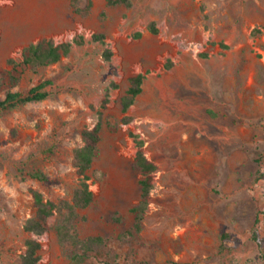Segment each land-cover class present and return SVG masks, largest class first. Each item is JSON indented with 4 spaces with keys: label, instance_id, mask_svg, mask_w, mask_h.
Instances as JSON below:
<instances>
[{
    "label": "rangeland",
    "instance_id": "obj_1",
    "mask_svg": "<svg viewBox=\"0 0 264 264\" xmlns=\"http://www.w3.org/2000/svg\"><path fill=\"white\" fill-rule=\"evenodd\" d=\"M131 2L0 0V100L9 86L26 92L52 81L47 99L0 109V264H18L30 237L41 242V264H69L53 229L24 230L34 213L29 189L71 198L79 181L74 150L99 111L101 140L88 180L94 199L79 209L78 228L105 237L108 247L82 264H264V0ZM94 33L104 42L90 40ZM78 34L82 45L23 70L11 85L7 61L20 60L26 45ZM139 72L142 91L122 112L129 77ZM111 82L117 87L102 108ZM130 133L156 164L134 235L141 175ZM38 169L46 180L28 175Z\"/></svg>",
    "mask_w": 264,
    "mask_h": 264
},
{
    "label": "trees",
    "instance_id": "obj_2",
    "mask_svg": "<svg viewBox=\"0 0 264 264\" xmlns=\"http://www.w3.org/2000/svg\"><path fill=\"white\" fill-rule=\"evenodd\" d=\"M109 5L122 4L131 6V0H107ZM91 3L89 2V6ZM82 11V9H78ZM153 31L156 29L151 26ZM103 33H94L90 40L104 42ZM86 41L81 34L74 36L70 40L55 42L52 38H42L36 42H30L26 45L21 53V59H8V64L11 69L6 71L11 85L17 83L23 70L47 66L49 64L59 61L63 56L67 55L71 48L75 45H82ZM103 57L109 60L112 56V50L105 48L103 50ZM145 74L142 72L133 74L129 77V87L125 94L120 99L121 110L126 112L133 104L136 96L142 91V83ZM50 79H44L37 84L31 86L26 92L12 90L11 86L7 89L5 97L0 100V109H14L21 104L28 102H38L45 100L51 94L47 86L51 85ZM117 87V84L111 82L106 88V95L102 100L101 107L105 108L109 102V90ZM102 111H99L98 120L92 127H84L80 134L82 138V145L74 150L73 163L78 174L79 181L74 188L70 199H59L54 201L45 199L43 194L34 188L29 189L32 196L34 213L28 217L24 222V230L35 235H41L50 228L53 229L57 235L60 245L65 250L69 259V264H82L88 259L98 256L100 250L108 247V242L105 237L101 235H86L82 236L78 228V222L81 220L79 213L80 208L88 206L94 199V193L89 187V170L92 167L94 157L96 156L101 140L102 128ZM136 144L137 150L134 156V164L140 171L139 187L140 197L138 202L131 208L134 221L128 234L134 235L139 233L143 227V219L146 209L149 204V195L153 187V173L156 170V164L148 159L142 150L143 142L133 133H130ZM32 178L38 180H46L47 175L43 170H35L28 173ZM57 216L56 222L53 225L48 223L52 216ZM222 243L227 238L228 234L221 235ZM258 241L259 234L254 236ZM41 242L36 237L27 238L25 241V248L20 255L18 264H41L40 263V248ZM104 264H120L117 261L104 260ZM172 264H181L178 262H171ZM228 264H244L239 261H232Z\"/></svg>",
    "mask_w": 264,
    "mask_h": 264
}]
</instances>
